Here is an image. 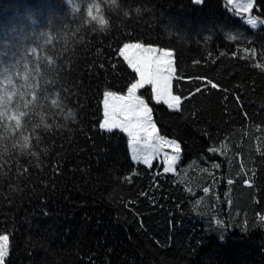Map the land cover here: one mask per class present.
Masks as SVG:
<instances>
[{"label": "trees", "instance_id": "obj_1", "mask_svg": "<svg viewBox=\"0 0 264 264\" xmlns=\"http://www.w3.org/2000/svg\"><path fill=\"white\" fill-rule=\"evenodd\" d=\"M84 2L73 0L76 5ZM151 4L155 19L145 13L125 26L113 13L108 33L81 32L80 36L97 46L104 42L115 48L117 39H124L122 33L145 32V38L182 54L186 75L207 76L229 91L197 94L184 103L182 115L164 105L155 106L160 134L181 146L174 172L164 173L163 163L156 160L152 167L132 162L124 133L97 138L98 150L91 147L92 141L77 138L83 152L71 155L62 187L20 200L19 207L3 205L9 227L15 222L13 264H264V220L260 219L264 216V74L252 67L255 61L231 56L238 45L226 40L219 28L214 33L206 29L213 23L227 25L233 34L253 39L258 52L261 30L241 27L243 21L227 11L224 0H210L203 10L191 0H151ZM53 12L65 15L61 0H0V41H15L35 27L29 24V16L43 24ZM169 19L191 34L187 41L179 32L164 30ZM67 21L65 39L57 47L66 43L69 49L78 48L82 58L91 59L94 48L85 52L74 43L80 22L70 10ZM209 35L207 46L214 50L215 63L207 60L204 50ZM217 49L229 54L216 58ZM193 58L201 59V64L193 65ZM2 63L0 56V67ZM92 84L87 99L81 93L87 108L80 118L94 123L102 119V89L97 92L96 81ZM183 86L185 91L194 87L187 81ZM179 89L174 84V90ZM141 91L147 98L149 90ZM221 141L226 144L223 155L207 151ZM77 162L81 171L74 173ZM216 163L219 169L213 167ZM129 175L131 183L124 180ZM228 179L234 181L232 185Z\"/></svg>", "mask_w": 264, "mask_h": 264}, {"label": "snow or ice", "instance_id": "obj_2", "mask_svg": "<svg viewBox=\"0 0 264 264\" xmlns=\"http://www.w3.org/2000/svg\"><path fill=\"white\" fill-rule=\"evenodd\" d=\"M191 2L201 10L210 5V0ZM61 3L65 15L53 12L43 24L29 16V24L35 27L20 33L15 41H0L3 57L0 67V215L4 216L0 220V264H13L11 237L15 230L14 221L9 227V214L2 212L3 205L6 202L10 207H19L20 200L38 198L42 193L62 187L71 155L77 150L83 152L77 138L92 141L91 147L98 150L96 139H110L118 130L127 135L132 162L148 167H152L161 146L168 145L173 154L166 155L163 172H174L181 157V146L175 139L168 140L160 134L154 118L155 106L164 105L170 112L182 115L184 103L197 94L229 91L207 76L186 75L182 70V54L174 47L145 38V32L122 33L124 39H117L115 48L104 42L97 46L80 36L81 32L108 33L113 25V13L125 26L145 13L155 19L151 0H86L80 5L73 0H61ZM227 5V11L243 21L241 27L261 30L257 35L261 41L260 51L252 46L253 39L244 33L233 34L226 30L227 25L213 23L206 30L214 33L219 28L226 40L238 45L231 56L255 61L252 67L264 74V59L256 60L257 56L264 58V0H227ZM69 10L73 19L80 22L74 30L77 36L74 43L78 42L85 52L94 48L95 55L91 59L82 58L78 48L69 49L66 43L57 47L68 31ZM163 27L166 32H179L184 41L191 35L172 19ZM211 38V35L205 37L204 50L207 60L215 63L214 50L207 46ZM215 51L216 58L229 54L224 50ZM241 52L244 55H239ZM192 64L200 65L201 59L193 58ZM93 80L95 90L102 89L103 105V118L94 123L80 118L81 111L87 108L81 102V93L85 94L83 99H87V93L93 90ZM185 81L194 87L185 91ZM174 84L180 85L179 91L174 90ZM145 89L149 90L147 98L141 91ZM224 100H228L227 95ZM236 100L239 102L240 97L236 96ZM195 115L193 112L192 116ZM225 147V142L221 141L219 147H209L207 151L223 155ZM213 167L219 169L221 165L216 163ZM80 171L77 162L73 172ZM83 171L87 174V170ZM255 174L253 170V177ZM124 180L131 183L132 176H125ZM233 182L232 179L227 181L229 185ZM243 182L252 187L249 180ZM203 191L208 193L209 188ZM44 206L41 202L40 207ZM260 219L264 220V216Z\"/></svg>", "mask_w": 264, "mask_h": 264}, {"label": "rangeland", "instance_id": "obj_3", "mask_svg": "<svg viewBox=\"0 0 264 264\" xmlns=\"http://www.w3.org/2000/svg\"><path fill=\"white\" fill-rule=\"evenodd\" d=\"M227 1V0H226ZM102 110H103V105H102ZM126 135V134H125ZM127 136V135H126ZM167 139V138H166ZM170 140V139H168ZM129 148V147H128ZM129 154H130V157H131V149H129ZM173 154V151H172V148L168 145H163L161 146L159 152L156 154V156L154 157L153 161L156 160L158 162H162L163 165L165 166L164 164V161H165V157L166 155L170 156ZM181 158V157H180ZM152 161V162H153ZM179 162V161H178ZM177 162V163H178Z\"/></svg>", "mask_w": 264, "mask_h": 264}]
</instances>
